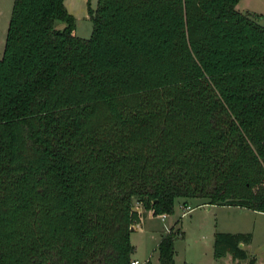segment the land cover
<instances>
[{
	"label": "trees",
	"instance_id": "16d2710c",
	"mask_svg": "<svg viewBox=\"0 0 264 264\" xmlns=\"http://www.w3.org/2000/svg\"><path fill=\"white\" fill-rule=\"evenodd\" d=\"M236 2L95 0L80 37L63 0H12L0 264H129L135 202L264 212V26ZM173 236L158 239L159 264H173ZM250 238L214 231L212 255L245 258Z\"/></svg>",
	"mask_w": 264,
	"mask_h": 264
},
{
	"label": "rangeland",
	"instance_id": "374dc122",
	"mask_svg": "<svg viewBox=\"0 0 264 264\" xmlns=\"http://www.w3.org/2000/svg\"><path fill=\"white\" fill-rule=\"evenodd\" d=\"M12 0H0V56ZM66 10L74 18L73 33L87 37L91 21L86 11L87 5L95 6V0H63ZM235 9L264 26V0H237ZM62 20H54V26L61 28ZM138 207L140 204L134 203ZM141 207V206H140ZM146 212L144 211L142 215ZM129 231L133 244L131 257L141 264L146 259L150 264H159L156 243L168 228L173 230V264H264V212L238 205H213L203 197H190L186 202L176 198L173 212L166 213L162 219L158 214H147ZM173 224V225H172ZM249 231L251 238L243 247L246 257L233 259L226 253L220 257L212 255L214 231Z\"/></svg>",
	"mask_w": 264,
	"mask_h": 264
},
{
	"label": "crops",
	"instance_id": "0c3cea01",
	"mask_svg": "<svg viewBox=\"0 0 264 264\" xmlns=\"http://www.w3.org/2000/svg\"><path fill=\"white\" fill-rule=\"evenodd\" d=\"M187 200V199H186ZM206 200V199H205ZM211 204H213V205H220V206H224V204H214V203H211ZM141 206V205H140ZM138 207V205H136V209H137V211H139V221H138V223L140 222V220H141V215L143 214V212L145 211L146 213L144 214V215H142V217L144 218H146V219H148V218H150V217H147L148 215V213L149 214H153L152 212H151V210H149V209H144V208H142V206L141 207ZM239 207H243V206H239ZM159 215V214H158ZM160 216V215H159ZM160 218H162V217H160ZM164 218V217H163ZM162 218V219H163ZM137 224V223H136ZM135 226V225H134ZM133 226V227H134ZM222 231H231V232H234V231H240V230H222ZM246 244V243H245ZM245 244H243V246L245 245ZM133 258V257H132ZM235 260V259H234Z\"/></svg>",
	"mask_w": 264,
	"mask_h": 264
},
{
	"label": "built area",
	"instance_id": "2783aa9c",
	"mask_svg": "<svg viewBox=\"0 0 264 264\" xmlns=\"http://www.w3.org/2000/svg\"><path fill=\"white\" fill-rule=\"evenodd\" d=\"M165 214L166 213H160L159 215H160V217H165ZM140 262L137 260V259H135V258H131L130 260H129V264H139Z\"/></svg>",
	"mask_w": 264,
	"mask_h": 264
}]
</instances>
